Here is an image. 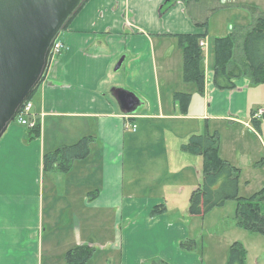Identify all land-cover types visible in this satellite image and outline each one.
I'll return each mask as SVG.
<instances>
[{
    "label": "crops",
    "instance_id": "1",
    "mask_svg": "<svg viewBox=\"0 0 264 264\" xmlns=\"http://www.w3.org/2000/svg\"><path fill=\"white\" fill-rule=\"evenodd\" d=\"M166 2L89 0L71 22L66 52L32 99L40 137L31 140L29 130L10 125L0 139V264H66V253L84 244L95 247L87 264H199L181 244L194 238L190 222L197 215L189 199L202 179L203 157L191 158L181 145L206 122L220 135L221 158L240 169L239 197L264 188V166L256 165L264 158V120L253 124L254 112L264 108V83L242 77L235 89L216 88L208 39L221 8L209 13L200 0L188 8ZM205 20L207 26L195 22ZM205 32L200 94L183 80V50L178 43L177 52L174 35ZM114 88L139 96L141 112L124 113ZM175 92L192 95L186 113ZM84 136L96 138L85 159L67 173L44 171L47 151ZM253 184L257 189L245 190ZM231 201L237 205L229 200L203 215V226L239 233L225 213Z\"/></svg>",
    "mask_w": 264,
    "mask_h": 264
},
{
    "label": "trees",
    "instance_id": "2",
    "mask_svg": "<svg viewBox=\"0 0 264 264\" xmlns=\"http://www.w3.org/2000/svg\"><path fill=\"white\" fill-rule=\"evenodd\" d=\"M89 0H86L73 17L67 22L62 32L67 31L71 22ZM172 5L178 0H167ZM188 6L198 3L199 0H180ZM254 20L252 24L232 26L225 36H218L212 41L214 56L213 84L220 90H232L237 87L239 78H248L253 84L264 83V11L252 7ZM198 25L207 26L208 21L197 22ZM61 35V34H60ZM205 33L175 34L179 46L183 50V80L197 85L198 92L204 94L206 72L204 67L205 52L200 42L207 38ZM59 40V39H58ZM53 52L51 54L50 63ZM59 55V54H58ZM45 78V77H44ZM43 78V80H44ZM39 86L28 101H32ZM174 99L181 112L186 113L192 99L190 93L175 92ZM27 101V102H28ZM31 127L27 125L31 140L41 135L40 121L33 116ZM262 120L253 119V124ZM14 123V122H13ZM96 140L94 136H84L73 144H66L54 150L47 151L43 156V169L45 172H69L73 164L85 159L91 151V144ZM220 135L211 133L206 122L203 131L192 134L181 145V150L195 156L203 157L202 179L191 192L189 199V212L192 215H206L215 208L223 207L229 200H237L236 224L250 233L264 234V188L250 198L239 197L240 169L229 161L221 158L219 154ZM264 164V158L256 165ZM182 248L187 251L195 249L193 240L183 241ZM95 253V247L89 244L71 248L66 253V264H87ZM247 250L243 243L236 241L231 244L228 264H246ZM154 264H169L155 262Z\"/></svg>",
    "mask_w": 264,
    "mask_h": 264
},
{
    "label": "water",
    "instance_id": "3",
    "mask_svg": "<svg viewBox=\"0 0 264 264\" xmlns=\"http://www.w3.org/2000/svg\"><path fill=\"white\" fill-rule=\"evenodd\" d=\"M85 1L0 0V139L43 81L55 42ZM112 93L126 114L141 104L132 91Z\"/></svg>",
    "mask_w": 264,
    "mask_h": 264
},
{
    "label": "rangeland",
    "instance_id": "4",
    "mask_svg": "<svg viewBox=\"0 0 264 264\" xmlns=\"http://www.w3.org/2000/svg\"><path fill=\"white\" fill-rule=\"evenodd\" d=\"M200 2L210 9L209 13H213L215 10H219L221 8L220 11H218L217 13H215V15H213L210 21V38L208 39V41L210 42V49H212L213 38L226 35V33L229 32L230 27L238 26V25L247 26L252 24L255 16V14H253L252 7H256L257 9L264 11V0H200ZM166 3H168V1ZM191 8L195 9V7L192 5L189 7V12L192 13L193 10ZM82 9L79 11L77 15L80 14ZM163 11H165V9ZM67 32L68 30L61 33L59 37L60 42L62 41V43L63 42L65 43V38H67ZM86 36H92L94 38V36L90 33H87ZM174 43L175 45L178 44L177 39L174 41ZM175 48L177 52L180 54L181 51L178 48V45ZM176 50L173 51L172 54L173 59H176V54H175ZM62 52L63 54L66 52V47ZM57 56L58 54L56 55V53L55 54L53 53L51 63L49 64V68L52 66V62L57 58ZM120 76H121V72L118 73L117 79H119ZM142 108L143 106L139 107L137 112H141ZM30 116H33L35 118L32 111L27 116V119H28V123L34 124V121L31 122L29 121ZM11 126L13 127L18 126L23 130H28V128L26 127L27 125H22L17 121H14V123ZM190 156L191 158H198V156L196 157L195 155H190ZM199 159L202 161L201 156H199ZM262 166H264V164L259 165L258 167H262ZM139 173L141 175L140 176L141 178L151 179L150 175L148 176L142 175L144 174L142 170H140ZM128 174H129V178H132L135 174V170H130ZM256 187H258L257 184H253L252 186L246 188L245 190L251 192L254 189H257ZM141 190H148V189L141 186ZM256 191L258 190H255V192ZM228 204L229 205H227L225 211L226 216L229 218H235L236 220L237 205L233 201L229 202ZM262 212L264 213V205ZM190 226L192 227V231L194 233L193 241L195 242V249L192 251L199 258V264H226V262L228 261L230 246L235 240L243 243L244 247L246 248L248 264H254L253 259L254 260L259 259L260 260L259 264H264L263 235L252 234L240 227H236L235 230L239 232L236 234H229L225 232V230L218 228L217 230H213L214 228L213 226H211V224H207L206 226H203L202 216L199 218L198 215L193 219H191ZM246 263H247V258H246Z\"/></svg>",
    "mask_w": 264,
    "mask_h": 264
},
{
    "label": "built area",
    "instance_id": "5",
    "mask_svg": "<svg viewBox=\"0 0 264 264\" xmlns=\"http://www.w3.org/2000/svg\"><path fill=\"white\" fill-rule=\"evenodd\" d=\"M201 46L204 48L207 47V43L205 42V40H202L200 42ZM64 49V44L62 43V41L60 42L59 40H57L55 42L54 48H53V53L56 55L60 54L62 52V50ZM32 103L29 101L27 102L24 107L22 108V110L20 111V113L18 114V116L16 117V120L18 123L22 124V125H29V126H33V123H28V119L27 116L30 114V112L32 111ZM253 118L257 119V120H264V108H258L254 114H253ZM128 127H132L133 129L137 128L136 124H129L127 123Z\"/></svg>",
    "mask_w": 264,
    "mask_h": 264
}]
</instances>
